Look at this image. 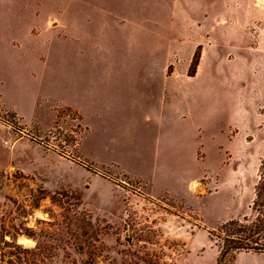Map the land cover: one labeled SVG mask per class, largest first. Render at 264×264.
I'll list each match as a JSON object with an SVG mask.
<instances>
[{"label": "rangeland", "instance_id": "1", "mask_svg": "<svg viewBox=\"0 0 264 264\" xmlns=\"http://www.w3.org/2000/svg\"><path fill=\"white\" fill-rule=\"evenodd\" d=\"M28 7L47 17L25 30ZM148 65L209 77L172 106ZM263 158L264 0H0V264H24L25 229L48 264H217L209 231L252 217ZM76 202L91 246L65 226Z\"/></svg>", "mask_w": 264, "mask_h": 264}, {"label": "trees", "instance_id": "2", "mask_svg": "<svg viewBox=\"0 0 264 264\" xmlns=\"http://www.w3.org/2000/svg\"><path fill=\"white\" fill-rule=\"evenodd\" d=\"M189 75L191 76V74ZM69 138L74 143H77V140H74L72 136ZM46 196V194L42 193L38 200H43ZM58 196L59 194L52 195L50 197L51 201L57 202ZM71 206H67L65 209V226L71 238L83 241L88 246H91L90 237L91 239L97 238L94 230L91 234L88 231L81 230H84L86 226L88 229H92V219L88 215L79 212L78 202ZM35 207H38V204H35ZM249 208L252 213L251 218L245 216L241 220L231 219L221 224L216 230L209 231V235L218 247L217 264H223L227 256H230L235 261L238 253H264V158L259 163L258 180L254 186L253 199ZM20 235L35 240L36 232L32 229H25L24 232L15 231L10 234V246L15 248L16 254L22 253V257L19 260L21 259L24 264H48L54 257V254H52L54 246L48 244L47 241V239H51V236L40 234L39 236L43 239V242L41 243L38 240L33 249H27L17 243L16 238ZM5 244L7 245L8 243L5 242ZM90 255H92L91 252ZM36 258H41V260L37 261Z\"/></svg>", "mask_w": 264, "mask_h": 264}, {"label": "crops", "instance_id": "3", "mask_svg": "<svg viewBox=\"0 0 264 264\" xmlns=\"http://www.w3.org/2000/svg\"><path fill=\"white\" fill-rule=\"evenodd\" d=\"M21 10H23L24 9V7H22V8H20ZM67 11V12H66ZM22 12V11H21ZM65 14H68L69 13V11H68V9L67 10H65V12H64ZM22 14H24V15H28L29 16V20H30V23L28 22V26L26 27V29L25 30H28V29H31V27H34V26H36V25H42L43 24V21L45 20V18L47 17V16H44L40 11H38L37 10V8H35L34 7V10L33 11H31V9L28 7V8H26V11H24V12H22ZM77 14L79 15L80 13L79 12H77ZM31 16H32V19H30L31 18ZM80 37V35H78V38ZM77 50H79V49H77ZM115 56H118V55H115ZM120 57H122V56H120ZM123 57H130L131 59H133V58H142V59H147L148 60V62H150V59H149V57H148V55H140V56H137V57H134V56H131V55H129V56H123ZM210 62H215V60H213V61H210ZM148 68L149 69H152L151 71H154L155 73H157L159 76L161 75V80H162V101L163 102H166L165 101V95L166 94H168V96L170 97V99L172 100V102H169V103H172L171 105L173 106L176 102H177V99H179L180 98V95H181V93H180V89L177 87V86H179V84L180 85H182V84H186V83H192V82H195V81H198L199 79H201V78H206V77H209L208 75H206L205 77L204 76H201V77H199V75H195V76H190L188 79H186V80H184V79H182V78H176V77H174V76H171V77H168V79H167V81L165 82L164 81V76L162 75V73L160 72V71H158V70H156L155 68H154V66H149L148 65ZM178 88V89H177ZM71 107H75L77 110H78V112L81 114V116L83 117V111H82V109H80L79 108V105H78V103H68ZM144 190H145V194L146 195H148L149 197H157V196H164V195H169L170 197H171V195L168 193V192H166L165 190H164V192H162V193H160V194H154V193H152L150 190H149V186H145L144 187ZM242 254H249V253H238L237 255H236V261H235V263L237 264V262H238V258H239V256L240 255H242Z\"/></svg>", "mask_w": 264, "mask_h": 264}, {"label": "bare ground", "instance_id": "4", "mask_svg": "<svg viewBox=\"0 0 264 264\" xmlns=\"http://www.w3.org/2000/svg\"><path fill=\"white\" fill-rule=\"evenodd\" d=\"M194 188L197 186V183L196 182H193V185H192Z\"/></svg>", "mask_w": 264, "mask_h": 264}, {"label": "built area", "instance_id": "5", "mask_svg": "<svg viewBox=\"0 0 264 264\" xmlns=\"http://www.w3.org/2000/svg\"><path fill=\"white\" fill-rule=\"evenodd\" d=\"M174 264V263H173Z\"/></svg>", "mask_w": 264, "mask_h": 264}]
</instances>
